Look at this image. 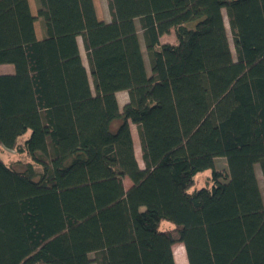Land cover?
<instances>
[{
	"label": "trees",
	"instance_id": "1",
	"mask_svg": "<svg viewBox=\"0 0 264 264\" xmlns=\"http://www.w3.org/2000/svg\"><path fill=\"white\" fill-rule=\"evenodd\" d=\"M35 1L0 0V264H264V0Z\"/></svg>",
	"mask_w": 264,
	"mask_h": 264
},
{
	"label": "rangeland",
	"instance_id": "2",
	"mask_svg": "<svg viewBox=\"0 0 264 264\" xmlns=\"http://www.w3.org/2000/svg\"><path fill=\"white\" fill-rule=\"evenodd\" d=\"M29 3V7H30V11L32 13L33 16H36V1L35 0H28ZM93 4H94V8H95V12H96V16L99 20L104 21V22H109L110 20V12L108 9V4L106 0H93ZM223 16H224V21H225V25L227 28V36H228V40H229V45H230V49L231 52L234 56V48H233V44H232V35L230 33L229 27H228V23H227V19L225 16V13L223 12ZM136 28L138 31V35L140 38V42H141V47H142V51L144 54V58H145V62L146 65L148 63L147 60V56H146V52L144 50V45H143V41H142V34L140 31V27L138 24V21L136 20ZM34 30H35V34L36 37L38 39L42 38V25H41V21L40 19H36V21L34 22ZM161 42L162 43H170V44H174L176 42V38L174 35V32L171 31L170 34L168 35H164L161 37ZM78 45H79V51L81 54V58H82V62L87 70V72L89 73V68H88V64L86 61V57H85V52L83 50L82 47V43H81V39H78ZM147 70L149 71V67H147ZM14 72V68L12 65H1L0 66V74H12ZM90 80V77H89ZM90 85H91V89L92 88V82L90 80ZM128 98H127V93L126 92H119L117 94V101L119 103L120 108L127 102ZM130 131H131V135H132V139H133V144H134V154L137 160V163L139 165L140 168H143V163H142V159H141V152H140V145H139V139H138V135H137V130L135 125L130 124ZM26 136H29V133H27ZM25 136V138H26ZM23 139V138H22ZM0 157L7 163V164H12L14 162L20 161V162H27V158L22 156V155H16L14 152L12 151H5L3 149H0ZM215 169L217 171H225L226 170V162L223 158H216L215 159ZM255 173H256V177H257V181L259 184V187L261 189L262 195H263V202H264V182H263V177L261 174V171L259 169V166H255ZM211 176V173L209 170L204 171L202 173H199L196 177H195V185L193 186V188L191 190L200 188L202 186H207L209 185L208 180ZM123 185L125 189H128L130 187V181L127 178L123 179ZM175 255H177L178 252H182L185 255L184 252V248H182V246H178L175 248ZM90 257L92 259L95 258L94 254H91ZM93 264H96L95 262Z\"/></svg>",
	"mask_w": 264,
	"mask_h": 264
},
{
	"label": "crops",
	"instance_id": "3",
	"mask_svg": "<svg viewBox=\"0 0 264 264\" xmlns=\"http://www.w3.org/2000/svg\"><path fill=\"white\" fill-rule=\"evenodd\" d=\"M117 94H116V97H117ZM178 246H182V248H183V245L180 244V243H176V244H174L172 246V254H173L174 264H188L187 259H186V256L184 255V253L178 252L177 255H175V252L174 251H175V248L178 247Z\"/></svg>",
	"mask_w": 264,
	"mask_h": 264
}]
</instances>
